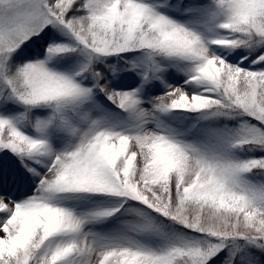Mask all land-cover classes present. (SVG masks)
<instances>
[{"label": "snow or ice", "instance_id": "1", "mask_svg": "<svg viewBox=\"0 0 264 264\" xmlns=\"http://www.w3.org/2000/svg\"><path fill=\"white\" fill-rule=\"evenodd\" d=\"M0 264H264V0H0Z\"/></svg>", "mask_w": 264, "mask_h": 264}]
</instances>
